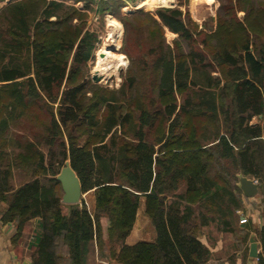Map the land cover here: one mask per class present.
Returning <instances> with one entry per match:
<instances>
[{"label": "trees", "instance_id": "16d2710c", "mask_svg": "<svg viewBox=\"0 0 264 264\" xmlns=\"http://www.w3.org/2000/svg\"><path fill=\"white\" fill-rule=\"evenodd\" d=\"M218 1L210 34L179 8L124 15L120 0L0 8V221L20 245L38 220L31 264H216L200 238L213 224L247 242L237 183L264 190V0ZM93 12L124 25L130 68L117 90L88 79ZM68 161L92 211L62 202ZM142 199L156 239L128 245ZM257 236L264 264V226Z\"/></svg>", "mask_w": 264, "mask_h": 264}, {"label": "rangeland", "instance_id": "374dc122", "mask_svg": "<svg viewBox=\"0 0 264 264\" xmlns=\"http://www.w3.org/2000/svg\"><path fill=\"white\" fill-rule=\"evenodd\" d=\"M120 1L125 2L124 8H122L124 15L134 14L137 10L155 14L160 8H179L185 14H189L191 20L197 25L198 31L208 34L215 31L218 23L220 7V2L218 0H175L171 6L159 5L156 8H149L148 6L141 7L140 3L144 0ZM8 2L9 0H0V8ZM82 6V4L77 5V7L83 9ZM240 16L243 17L244 13H240ZM113 21H116L118 25L113 24ZM88 28L91 31L97 32L100 39V44H98L95 53V60L91 63L88 79L94 85L103 86L110 90H117L123 83L130 68V60L122 51L125 32L124 25L113 15L106 14L105 17L102 18L100 14L93 12L90 14ZM166 38L167 43L173 45V41L177 36L167 31ZM119 57H122V61H119ZM99 64L103 70H100L98 67ZM94 77L98 78L99 81L95 82L93 79ZM260 120V118L254 119L253 124L260 122ZM263 124L264 121L262 122V125ZM17 129L19 131L21 130V128ZM237 185H239V182ZM90 192H93V190L83 193L81 198L87 205H90L93 196L89 194ZM243 198L244 210L238 212L239 217L235 224L238 229H242L248 225L249 235L246 243L242 241L244 234L241 231L235 233H222L216 224L205 228L200 235L201 240L211 249L212 262L216 264H248L250 239L252 235L256 236V240L260 246L257 232L264 226V190H260L256 197ZM65 211L68 213L69 209L65 208ZM240 220H243V222L241 223ZM143 230L146 231L143 237L148 239L150 238L149 236L153 234L151 241H154L155 230L151 221H149L148 225L143 224L141 228L138 229L137 234H139V231ZM30 233L31 232L28 231L26 233L28 238ZM259 252H261L260 249ZM256 261H254L253 264H257Z\"/></svg>", "mask_w": 264, "mask_h": 264}, {"label": "crops", "instance_id": "0c3cea01", "mask_svg": "<svg viewBox=\"0 0 264 264\" xmlns=\"http://www.w3.org/2000/svg\"><path fill=\"white\" fill-rule=\"evenodd\" d=\"M93 192L89 193L93 195L91 199V203L90 205H88L91 211L94 209L95 206V198H94V194H92ZM65 213L67 212L65 211ZM149 221H150L149 217L145 214V202L144 199H142L140 208L137 213V219L134 229L131 232L129 238L127 239L128 245H135L136 243L141 241L152 242L151 240L153 234H151L149 236L150 238L148 239L143 237L146 234L145 230L139 231V234H137L138 229L141 228L143 224L148 225ZM37 224H38V220H33L30 223V225H28L27 228V231L31 232L29 234V238L27 237L26 234L27 232H26L23 237V242L20 245H15L12 242V239L16 234L15 225L12 223L4 224L0 221V264H31L32 251L30 250L29 246L34 239L33 237L37 229ZM154 237L156 239V235ZM95 261L96 264H118L116 261H114L113 259H108L106 256L100 258L98 254L95 255Z\"/></svg>", "mask_w": 264, "mask_h": 264}, {"label": "water", "instance_id": "95a60500", "mask_svg": "<svg viewBox=\"0 0 264 264\" xmlns=\"http://www.w3.org/2000/svg\"><path fill=\"white\" fill-rule=\"evenodd\" d=\"M93 79L95 82L99 81V79L96 77H94ZM56 179L62 185V189L64 192L62 202L64 204L77 205L82 203V185L77 174L72 169L69 161L65 163V166L62 168L60 174L57 176ZM238 179V187L245 198H253L259 194V187L254 179H250L242 175H240ZM259 254V243L256 240V236L252 235L250 239V253L248 264H253V262L258 259Z\"/></svg>", "mask_w": 264, "mask_h": 264}, {"label": "bare ground", "instance_id": "6f19581e", "mask_svg": "<svg viewBox=\"0 0 264 264\" xmlns=\"http://www.w3.org/2000/svg\"><path fill=\"white\" fill-rule=\"evenodd\" d=\"M174 1L175 0H144L140 3V6L141 7L148 6L149 8H156L159 5L171 6V4ZM113 24L118 25V23L116 21H113ZM119 61H122V57H119ZM98 67L100 68V70H103L100 64L98 65Z\"/></svg>", "mask_w": 264, "mask_h": 264}, {"label": "built area", "instance_id": "2783aa9c", "mask_svg": "<svg viewBox=\"0 0 264 264\" xmlns=\"http://www.w3.org/2000/svg\"><path fill=\"white\" fill-rule=\"evenodd\" d=\"M241 219H243V218H241ZM241 221V220H240ZM243 222V220L241 221V223Z\"/></svg>", "mask_w": 264, "mask_h": 264}]
</instances>
